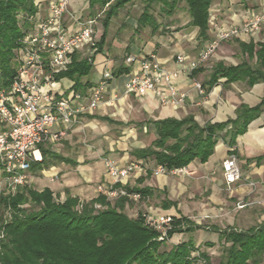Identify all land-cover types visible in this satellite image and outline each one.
I'll return each instance as SVG.
<instances>
[{"label":"crops","instance_id":"obj_1","mask_svg":"<svg viewBox=\"0 0 264 264\" xmlns=\"http://www.w3.org/2000/svg\"><path fill=\"white\" fill-rule=\"evenodd\" d=\"M51 1L53 0H35L37 12L33 20L46 16L48 3ZM134 1L136 0H131L120 7L105 28L103 25L105 11L112 2L102 8L97 5L91 8L88 0H71L69 14L64 17L63 23L66 31L77 30L79 23L87 19L94 21L96 52L91 59L92 65L87 63L83 52L73 55L77 60H84L91 66L89 74L78 80L83 91L86 92L96 86L106 70L111 72L112 79L107 84L103 103L94 112L79 117L74 124L59 127L65 130V135L58 141H64L67 154H60L58 149H53L54 142L43 145L45 150L60 155L68 162L53 160L48 162L47 166H43V169H30L26 185L38 192L48 188L58 201H64L69 195L87 202L98 196L97 186L108 180L103 165L104 159H113L122 167L128 163L126 158H131L132 161L129 162L151 165L131 176L128 181L127 185L130 188L149 191L138 203L130 201L124 205V213L128 217L134 218L136 214L146 210L169 214L176 219L185 217L200 228L191 232H203L211 228V235L217 239L218 234L213 232V227L241 231L261 224L264 222V108L250 120L243 133L235 136L232 144L230 139L233 128L231 121L237 118L241 108H254L260 104L264 97V83L258 81L247 86L245 80L227 82L226 78L219 77L217 82L210 86L209 81L219 66L229 68L245 64L252 70L260 68L264 72L256 57L259 45H264V24L261 31L254 36L242 35L222 42L210 59L198 67L197 73L191 76L185 65L177 64L176 56L184 55L188 60L195 59L213 38L214 31L207 25V30L201 34L197 27L191 25L187 6L188 18L184 22L176 15L164 17L168 18L165 21L161 16H154L150 12L152 4H162L168 9L164 11L171 15L177 0L170 2L164 0L168 4L163 1L149 3L140 0L146 4L138 13L129 7ZM263 1L212 0L208 10L209 19L224 28L238 26L242 23L244 14L247 11L257 12ZM144 12L151 17L152 23L142 25L139 23ZM118 24L120 30L114 36L112 31ZM116 31L117 29L114 33ZM103 34L104 39L101 43ZM249 45L253 47L250 55L245 48ZM121 54L136 58L147 54L155 55L166 70L175 74L173 82L178 91L186 94L183 106L178 109L162 106L153 94L123 95L124 84L130 71L138 65L118 64L114 58ZM58 75L53 85L55 91L59 90L58 94L68 95L75 91L72 88L75 81L68 78L57 79ZM193 81L202 85L203 95L193 88ZM170 118L177 120L191 118L199 127L207 124L224 126L217 131L218 140L212 154L204 163L195 159L182 168L183 171L180 173L154 176L153 170L156 167L154 162L135 160L129 153L133 149H142L149 145L150 142H145L147 133L156 137L151 122ZM59 128H54L53 131ZM118 128H124L121 132L124 137L117 136ZM81 135H85V139L90 142L79 147L80 151L76 152L72 141L74 137L79 138ZM39 153L42 162L40 148ZM229 156L236 157L241 180L233 185L231 190L222 191L224 184L221 163ZM40 178L47 179V183L44 184L42 180L36 182ZM251 183L253 185H250ZM237 203H245L247 206L231 214L237 209L232 210V206ZM194 215L201 216V219L225 216L227 227L221 229L218 225L200 226L198 225L200 220L193 219ZM187 233L189 232L173 234L167 242L171 245L185 242L179 240Z\"/></svg>","mask_w":264,"mask_h":264},{"label":"trees","instance_id":"obj_2","mask_svg":"<svg viewBox=\"0 0 264 264\" xmlns=\"http://www.w3.org/2000/svg\"><path fill=\"white\" fill-rule=\"evenodd\" d=\"M88 1L91 8L95 5L102 8L113 0ZM130 1L114 0L109 5L103 20L105 28L117 10ZM146 1L168 4L164 0ZM184 1L191 25L204 34L212 0ZM36 12L35 0H0V89L8 88L16 74L17 62L13 51L28 30L27 19L34 17ZM152 22L147 12L139 19L141 25ZM103 39L104 34L101 43ZM259 46L256 51L257 63L264 68V45ZM245 48L249 55L252 54V45ZM90 70L91 66L86 61L73 56L68 70L59 74L57 79L75 81L72 88L84 92L78 80L88 75ZM198 70H193L191 76ZM219 77L226 78L227 82L245 80L247 86L258 81L264 83V72L260 68L252 70L245 64L217 67L210 77V86ZM262 108L264 97L256 107H243L238 111L237 118L231 121L230 144L237 134L243 133L246 125ZM151 124L156 137L147 147L133 149L129 154L135 160L152 161L168 171L182 169L195 159L204 163L218 140L217 131L224 126L207 124L199 127L191 118H170ZM38 148L42 150V162L31 164V169L38 164L47 166L53 160L68 162L60 155L45 150L43 145ZM124 188L139 193L143 198L149 193L147 189L130 188L128 185ZM126 203L128 201L125 198L107 201L102 195L87 202L69 195L64 201H58L48 188L38 192L27 185L18 187L15 193H1L0 209L9 210L12 216L3 227L0 264H196L199 260L208 264V258L203 253L192 256L194 245L190 241L176 245L158 241V233L145 225L140 215L131 218L124 213ZM95 204L100 209H96ZM26 205L29 206L24 208ZM195 229L200 228L185 217H174L168 239L173 234ZM212 230L218 234V241L228 244L219 264H260L264 255V222L241 231L234 228L220 230L216 227Z\"/></svg>","mask_w":264,"mask_h":264},{"label":"built area","instance_id":"obj_3","mask_svg":"<svg viewBox=\"0 0 264 264\" xmlns=\"http://www.w3.org/2000/svg\"><path fill=\"white\" fill-rule=\"evenodd\" d=\"M70 2L53 0L48 3L46 16L39 20L27 19L33 25L19 39L13 51L17 62L16 74L8 88L0 89V173L6 194L15 193L18 187L26 185L31 164L41 162L38 147L58 141L65 135L60 126L76 123L79 117L94 112L103 103L107 84L112 79L111 72L106 70L97 85L86 92L71 91L68 95H60L58 89L54 90L56 76L68 69L75 53L83 52L87 63L92 65L91 59L96 52L93 19L79 23V28L73 32L63 28ZM263 24L264 1L257 12L247 11L238 26L224 28L209 19L213 38L195 59L177 55L176 62L185 65L191 73L205 64L222 42L242 35L254 36L261 31ZM122 63L138 65L130 71L123 95L153 94L162 106L173 109L183 106L186 94L178 91L173 82L175 74L166 70L155 55L139 58L128 55ZM193 88L200 95L204 94L200 83L193 81ZM54 128L59 129L53 131ZM103 165L108 180L97 186V195L104 196L107 201L125 198L135 203L143 198L139 193L124 188L131 176L144 170L140 163L128 162L121 167L111 159H104ZM182 171H168L163 166H156L153 175H174ZM221 173L227 191L241 180L235 156H229L221 163ZM246 206L245 203L236 204L237 209ZM94 207L100 209L97 204ZM139 215L145 225L158 233V241L169 240L168 231L174 221L172 215L146 210L134 218Z\"/></svg>","mask_w":264,"mask_h":264},{"label":"rangeland","instance_id":"obj_4","mask_svg":"<svg viewBox=\"0 0 264 264\" xmlns=\"http://www.w3.org/2000/svg\"><path fill=\"white\" fill-rule=\"evenodd\" d=\"M167 1H172V0H167ZM146 4V2H141L140 0H136L133 2V4H130V9H133L132 11H135L136 13H138V11H141L144 8V5ZM132 5L134 6V8H132ZM150 12L154 15V16H161L163 19H165V21H167L168 18H164V17H168V16H173L176 15L178 17L179 20H181L182 22H184L188 17H187V10H186V4L184 2V0H177L176 2V6L174 8V10L172 11L171 15H168L164 10H168L167 8H165L162 4H152L150 6ZM129 9V10H130ZM163 11H162V10ZM18 19H20V16H18ZM116 20V18L113 20V22ZM28 22V29L30 27H32L33 23L31 21H27ZM23 23V22H22ZM21 23V24H22ZM119 24L117 25V28H115V30L117 29V31L114 33V31H112V33L114 34V36L119 32L120 29H118ZM125 55L121 54L117 57L114 58V61H116L118 64L122 63V60L124 59ZM199 83V82H198ZM63 84V83H62ZM79 125V124H78ZM123 129H117L116 131L117 136L118 137H124L122 132ZM148 137L146 138V143L151 142L155 136L152 134L147 133ZM139 136V135H138ZM119 141V140H118ZM63 140L61 141H56L53 143L52 148L53 149H58L57 151L60 154H67V149L65 148L66 146L63 145ZM73 145L75 148V151H80L79 147H83L85 144H88L90 141L88 139H85V135H81V137L79 136V138L76 136L73 139ZM130 144V143H129ZM108 159V158H106ZM113 160V159H112ZM126 160L132 161L131 158H126ZM114 161V160H113ZM115 162V161H114ZM116 163V162H115ZM144 163V162H142ZM118 165V164H117ZM151 165V164H150ZM149 163L148 165H142L143 169L146 170V167L150 166ZM34 170H40L43 169V166L41 167L40 164L38 165H34L33 168ZM45 178V177H44ZM42 179L40 178L39 180L37 179L36 182L41 181ZM44 182V184L47 183V179H43L42 180ZM35 182V183H36ZM5 187H4V183L2 181V176L0 173V194L1 193H5ZM222 191H225L224 188L222 187ZM29 205L24 206V208H27ZM236 209V205H234V207L232 206V210ZM234 212H238V209L233 210L231 212V214H234ZM12 216V212H10L9 210H2L0 209V249H1V245L4 241V225L6 223H8L10 221V218ZM201 216H196L194 215L193 219H197L200 220L198 225L203 226V227H211V225H218L221 229H224L225 227H227V222L226 220H224L226 217L225 216H221V215H217V216H213V217H206L204 219L200 218ZM193 221V220H192ZM181 241H190L193 245H194V251L192 252V256L195 257L198 254H204L206 255V257L208 258V264H219L223 253H224V248L228 246V244H225L223 241H218V239L211 235V228L209 230H204L202 231H194V232H189L187 233L185 236H182V239L179 240V242ZM168 243V242H167ZM208 244H211L212 246H208ZM196 264H205L203 261L199 260V262H197ZM260 264H264V255L260 261Z\"/></svg>","mask_w":264,"mask_h":264}]
</instances>
